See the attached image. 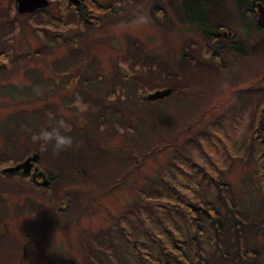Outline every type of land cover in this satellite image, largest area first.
I'll return each mask as SVG.
<instances>
[{
	"label": "rangeland",
	"instance_id": "374dc122",
	"mask_svg": "<svg viewBox=\"0 0 264 264\" xmlns=\"http://www.w3.org/2000/svg\"><path fill=\"white\" fill-rule=\"evenodd\" d=\"M14 1L0 0V17L12 20L0 21V124L12 116V125L4 128L10 136L5 137L3 130L0 133L2 171L29 173L4 169L30 156L36 155L32 166L40 159L39 150H33L40 147L24 131L26 127H51L57 118L65 120L68 127L81 126L79 131L67 129L74 139L73 149L54 156L49 148L44 154L51 176L52 209L47 219L50 226L41 227L49 233L45 240L55 260L60 253L71 256L72 252L79 261L82 254L75 252L73 245L80 248L82 237L75 235L76 230L79 228L78 233L88 241L92 237L86 232L94 233L124 211L134 188L130 181L107 192L110 180L121 172L115 154L125 152L124 172L131 174V150L139 145L148 149L171 143L170 149L156 160L148 159L133 173L140 187L148 188L144 184L148 186L154 177V165L161 170L163 162L174 154L172 147L196 139L197 132L235 121V116L242 121V133L244 127L255 125L259 102L264 100V28L254 27L256 11L245 21L239 20L241 25H236L232 16L222 22L214 15L213 30L232 38L212 44L194 24L181 18L176 5L172 7L180 0H81L80 15L69 0H48L42 11L32 15L18 14ZM139 12L150 16L151 22L133 25ZM219 26L223 28L218 31ZM232 40L240 41L243 54L229 47ZM224 47L229 49L224 51ZM37 87L42 94L34 90ZM165 87L172 90L168 96L156 101L142 99ZM9 88L26 93L12 98L7 95ZM77 96L83 99L80 109L73 106ZM247 138L246 134L240 139L249 153L252 171L256 145ZM134 155L143 159L136 152ZM232 171L241 172L238 160ZM24 174L12 180L0 178V194L11 218L15 204L24 206L22 197H29L25 200L28 207L30 200L40 201L36 196L45 194L43 188L29 191ZM63 201L66 205L60 210L58 204ZM257 209L254 198L247 215ZM64 221L68 224L60 226ZM12 243L0 245V251ZM92 244L94 247V239ZM42 261V257L35 259L36 263ZM255 261L264 264V253Z\"/></svg>",
	"mask_w": 264,
	"mask_h": 264
},
{
	"label": "trees",
	"instance_id": "16d2710c",
	"mask_svg": "<svg viewBox=\"0 0 264 264\" xmlns=\"http://www.w3.org/2000/svg\"><path fill=\"white\" fill-rule=\"evenodd\" d=\"M229 1L180 0L172 3V7L176 5L175 9L181 18L194 24L202 37L214 44L232 38L213 30L214 15L220 21L227 19V22L232 16L235 24L241 25L238 21H245L248 15L253 16L259 2L264 5V0H232L231 4ZM72 6L80 15L83 5ZM6 18L0 17V21H12ZM2 27L0 24V31ZM254 27L260 28L257 23ZM222 28L219 26L218 31ZM229 47L240 54L244 53L239 40H232ZM228 49L223 48L224 51ZM21 93L26 92H18L13 88L7 90V95L12 98ZM142 99L147 100L146 96H142ZM259 107L261 110L256 116L255 125L248 129L244 127V133L240 129L243 126L240 117L235 116V121L203 129L195 134L196 139L172 147L174 154L163 162L161 170L154 165V177L148 176V179L152 177L150 183L148 186L144 184L148 188L140 187L133 173L143 167L148 159L156 160L160 153L170 149L171 143L167 141L148 149L145 146L139 148V145L136 150H131L128 153L131 174L124 172L126 148L123 145L124 153L115 154L121 164L120 175L110 180L107 192L120 186L122 188L130 181L134 186L132 194L129 200H125L122 214L106 226L94 230V233L84 232L92 237L88 241L82 232L78 233L79 228L76 230L75 235L82 237L80 248L73 245L75 252L82 254V257L78 256L79 261L72 252V257L60 253L55 256V260L51 256L49 243L46 242L49 233L41 227L50 226L51 181L48 185L36 187L29 177H25L29 191L43 188L45 194L44 197L36 196L40 201L30 200L31 205L28 207L25 200L29 197H22L24 206L18 200L22 206L14 205L12 218L0 194L3 201V208L0 209V245L6 247L9 241H13L7 250L0 251V264H40L35 259L40 261L41 257V264H256L255 260L261 259L264 253L261 252L264 249V100L259 102ZM3 123L0 124V133L3 130V135L8 137L10 132L4 133V128H10L12 116ZM79 127L67 129L79 131ZM246 134L250 137L247 139L256 145L254 159L250 162L252 171L248 168L251 161L249 153L244 149V140L240 139ZM33 150H39L40 154V159L34 164L39 165L50 178L49 168L45 165L46 151L40 148ZM135 152L143 159L137 160ZM235 160H238L241 168L237 174L232 171ZM17 175V172L9 175L0 167L1 180L19 178ZM254 198H257L258 209L249 216L247 207ZM65 205L64 201L59 202L58 208L63 210ZM66 224L64 221L60 226ZM258 235L262 239L260 243L257 242Z\"/></svg>",
	"mask_w": 264,
	"mask_h": 264
},
{
	"label": "clouds",
	"instance_id": "9594fccd",
	"mask_svg": "<svg viewBox=\"0 0 264 264\" xmlns=\"http://www.w3.org/2000/svg\"><path fill=\"white\" fill-rule=\"evenodd\" d=\"M150 22V16L139 12L131 23L139 26L149 24ZM223 86L227 87L228 85L224 84ZM34 90L38 95L42 94L38 87ZM82 105L83 99L77 96L73 106L80 109ZM67 127L65 120L59 119L56 120L51 127H41L39 130L26 127L24 131L30 136L33 143L39 145L42 151H48L50 148L54 156H59L62 152H66L75 147L73 137L67 134Z\"/></svg>",
	"mask_w": 264,
	"mask_h": 264
},
{
	"label": "water",
	"instance_id": "95a60500",
	"mask_svg": "<svg viewBox=\"0 0 264 264\" xmlns=\"http://www.w3.org/2000/svg\"><path fill=\"white\" fill-rule=\"evenodd\" d=\"M18 13H30L36 9L43 8L48 4V0H16ZM257 24L260 27H264V5L262 3L257 4ZM170 88H164L156 90L147 95V98L154 100L162 98L170 93ZM36 159V155L26 158L23 162L16 164L13 167L5 168L4 170L12 173L15 170L23 169L24 172H29L32 166L33 160ZM45 183V182H44Z\"/></svg>",
	"mask_w": 264,
	"mask_h": 264
},
{
	"label": "flooded vegetation",
	"instance_id": "af4514ba",
	"mask_svg": "<svg viewBox=\"0 0 264 264\" xmlns=\"http://www.w3.org/2000/svg\"><path fill=\"white\" fill-rule=\"evenodd\" d=\"M78 2V0H69L70 3L72 4H77V5H80L82 3V1L80 0L79 3H75ZM37 164V163H36ZM39 165H33L31 167V170L29 173H23L21 170H19L17 172V174H24L25 176L29 177L31 182L33 183L34 186L36 187H41V186H45L43 184L44 181L47 182L46 185H48V183L50 182V178L47 176V174L41 169V167H38ZM25 258V257H23ZM27 260H29V258H27ZM30 261V260H29ZM21 264V263H19ZM27 264H31V263H27Z\"/></svg>",
	"mask_w": 264,
	"mask_h": 264
}]
</instances>
